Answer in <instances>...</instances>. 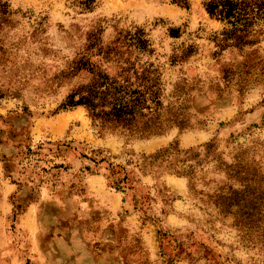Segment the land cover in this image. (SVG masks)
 <instances>
[{
  "label": "rangeland",
  "instance_id": "rangeland-1",
  "mask_svg": "<svg viewBox=\"0 0 264 264\" xmlns=\"http://www.w3.org/2000/svg\"><path fill=\"white\" fill-rule=\"evenodd\" d=\"M208 1L0 0V264H264L207 202L244 185L264 211V41L222 50ZM82 57L113 70L152 62L190 127L137 140L99 133L81 107L59 110L84 82L69 74ZM174 144L203 162L196 192L166 163L140 167ZM97 151L129 169V189L109 186ZM236 160L249 180L224 172Z\"/></svg>",
  "mask_w": 264,
  "mask_h": 264
},
{
  "label": "trees",
  "instance_id": "trees-1",
  "mask_svg": "<svg viewBox=\"0 0 264 264\" xmlns=\"http://www.w3.org/2000/svg\"><path fill=\"white\" fill-rule=\"evenodd\" d=\"M7 10V5L0 2V21L4 20ZM205 11L210 18L224 25L218 42L222 50H242L264 41V0H209L205 3ZM133 46L142 53L147 49V42L139 37ZM117 64L121 65L113 70L103 69L100 61L91 57L72 62L69 74L84 79V82L65 96L59 110L81 107L99 133L137 140L163 136L173 128L183 131L190 127L188 106L180 97L165 104L160 73L152 62L128 58ZM256 64L247 66L244 63L240 69L256 67ZM204 148L209 153L213 145L206 144ZM101 154L95 152L94 159L98 161L93 162L107 165L109 186L122 193L126 187L129 189L133 181L129 169ZM141 157L140 167L166 163L174 174L186 177L190 181V190L196 192L192 181L203 162L197 160L198 154L192 149L180 150L174 144ZM223 166L231 179L237 182L249 180V165H241L236 160L232 165ZM242 188L224 186L207 196V202L216 210L219 221L229 220L228 227L235 231L237 242L244 250L255 251L264 257V211L260 212L259 203L251 197L249 190H245L247 187L242 185Z\"/></svg>",
  "mask_w": 264,
  "mask_h": 264
}]
</instances>
